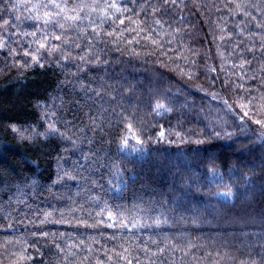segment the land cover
Instances as JSON below:
<instances>
[{
    "label": "trees",
    "instance_id": "obj_1",
    "mask_svg": "<svg viewBox=\"0 0 264 264\" xmlns=\"http://www.w3.org/2000/svg\"><path fill=\"white\" fill-rule=\"evenodd\" d=\"M244 124L264 0H0V264H264Z\"/></svg>",
    "mask_w": 264,
    "mask_h": 264
},
{
    "label": "rangeland",
    "instance_id": "obj_2",
    "mask_svg": "<svg viewBox=\"0 0 264 264\" xmlns=\"http://www.w3.org/2000/svg\"><path fill=\"white\" fill-rule=\"evenodd\" d=\"M243 130L247 133V134H251L254 136V143H259L264 141V129H261L260 131H257L254 129V131L250 130V126L247 124H244L242 126ZM253 143V145H254Z\"/></svg>",
    "mask_w": 264,
    "mask_h": 264
},
{
    "label": "snow or ice",
    "instance_id": "obj_3",
    "mask_svg": "<svg viewBox=\"0 0 264 264\" xmlns=\"http://www.w3.org/2000/svg\"><path fill=\"white\" fill-rule=\"evenodd\" d=\"M173 2H175V0H173ZM73 19H75V17H73ZM41 47H43V45H41ZM35 59H36V58H35V57H33V60H34V61H35ZM162 107H163V105H159V104L157 105V108H162ZM244 115H245V116H247V115H248V113H247V112H245V113H244ZM256 123H260V121H256ZM129 130L131 131V128H130ZM161 136H163V133H161ZM126 142H127V141H125V143H126ZM137 143H140V141H139V140H137ZM224 195H225V196H228V195H230V194H228V193H225ZM109 226L111 227V225H109Z\"/></svg>",
    "mask_w": 264,
    "mask_h": 264
}]
</instances>
